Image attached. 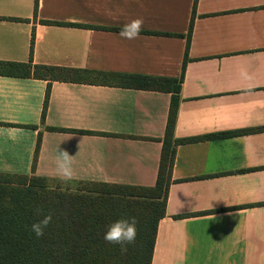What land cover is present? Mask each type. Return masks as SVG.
I'll return each instance as SVG.
<instances>
[{
	"label": "crops",
	"instance_id": "crops-1",
	"mask_svg": "<svg viewBox=\"0 0 264 264\" xmlns=\"http://www.w3.org/2000/svg\"><path fill=\"white\" fill-rule=\"evenodd\" d=\"M0 61L184 75L174 138L236 133L177 146L151 264H264V0H0ZM171 99L0 74V173L154 186Z\"/></svg>",
	"mask_w": 264,
	"mask_h": 264
},
{
	"label": "trees",
	"instance_id": "trees-1",
	"mask_svg": "<svg viewBox=\"0 0 264 264\" xmlns=\"http://www.w3.org/2000/svg\"><path fill=\"white\" fill-rule=\"evenodd\" d=\"M0 74L172 93L154 186L89 182L98 187L80 192L52 187L43 176L0 173V264H151L158 225L166 215L177 146L236 133L174 138L184 75L156 77L10 61H0ZM46 214L52 219L43 235L36 237L30 225ZM121 216L136 218V239L125 252L103 239L106 225Z\"/></svg>",
	"mask_w": 264,
	"mask_h": 264
},
{
	"label": "clouds",
	"instance_id": "clouds-1",
	"mask_svg": "<svg viewBox=\"0 0 264 264\" xmlns=\"http://www.w3.org/2000/svg\"><path fill=\"white\" fill-rule=\"evenodd\" d=\"M142 24V18L138 17L130 20L121 26L118 35L122 39H135L141 32ZM55 170L58 178L62 180L70 179L73 175V155H69L68 151L64 149L57 148ZM51 219L50 214L43 215L42 218L30 225L31 232L36 237L42 236ZM136 235V218L134 216H121L106 225L103 239L109 243L120 245L121 252H125L127 250L126 246L135 241Z\"/></svg>",
	"mask_w": 264,
	"mask_h": 264
},
{
	"label": "rangeland",
	"instance_id": "rangeland-1",
	"mask_svg": "<svg viewBox=\"0 0 264 264\" xmlns=\"http://www.w3.org/2000/svg\"><path fill=\"white\" fill-rule=\"evenodd\" d=\"M48 184L52 187H60V189H67L70 191H87V189H95L98 187L97 184L89 182H77V181H65V180H50Z\"/></svg>",
	"mask_w": 264,
	"mask_h": 264
}]
</instances>
